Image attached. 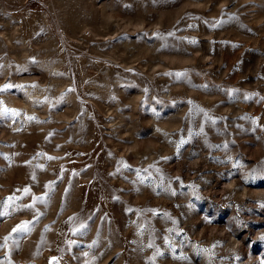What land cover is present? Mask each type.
<instances>
[{
    "label": "rangeland",
    "instance_id": "1",
    "mask_svg": "<svg viewBox=\"0 0 264 264\" xmlns=\"http://www.w3.org/2000/svg\"><path fill=\"white\" fill-rule=\"evenodd\" d=\"M0 264H264V0H0Z\"/></svg>",
    "mask_w": 264,
    "mask_h": 264
},
{
    "label": "built area",
    "instance_id": "2",
    "mask_svg": "<svg viewBox=\"0 0 264 264\" xmlns=\"http://www.w3.org/2000/svg\"><path fill=\"white\" fill-rule=\"evenodd\" d=\"M29 102H32V99H29Z\"/></svg>",
    "mask_w": 264,
    "mask_h": 264
}]
</instances>
